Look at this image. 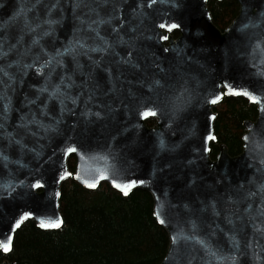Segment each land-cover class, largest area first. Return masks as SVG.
I'll list each match as a JSON object with an SVG mask.
<instances>
[{"label":"water","instance_id":"water-1","mask_svg":"<svg viewBox=\"0 0 264 264\" xmlns=\"http://www.w3.org/2000/svg\"><path fill=\"white\" fill-rule=\"evenodd\" d=\"M206 1L0 0L2 253L26 220L61 226L72 178L151 196L157 264H264V0L222 30ZM223 96L256 115L212 159Z\"/></svg>","mask_w":264,"mask_h":264},{"label":"trees","instance_id":"trees-1","mask_svg":"<svg viewBox=\"0 0 264 264\" xmlns=\"http://www.w3.org/2000/svg\"><path fill=\"white\" fill-rule=\"evenodd\" d=\"M212 23L222 30L236 15L235 0H207ZM215 142L209 144L213 159L217 144L229 155L241 149V123L253 120L254 104L241 97L223 96L213 107ZM72 160L68 168L73 170ZM62 224L42 230L30 220L15 231L8 253L0 261L14 264H157L168 239L152 216V199L144 190L121 195L107 183L85 189L72 178L64 180L58 201Z\"/></svg>","mask_w":264,"mask_h":264},{"label":"flooded vegetation","instance_id":"flooded-vegetation-1","mask_svg":"<svg viewBox=\"0 0 264 264\" xmlns=\"http://www.w3.org/2000/svg\"><path fill=\"white\" fill-rule=\"evenodd\" d=\"M169 35H170V37L172 38V39H175L177 36H178V32L176 31V30H172V31H170L169 32ZM164 44H166L167 42L166 41H164L163 42ZM222 99V98H221ZM221 101V100H220ZM219 101V102H220ZM217 104V103H216ZM216 104H214V105H216ZM214 105L212 106V110H213V107H214ZM214 112V111H213ZM215 113V112H214ZM215 116H216V113H215ZM214 122V121H213ZM154 123V119L152 118V117H149V118H147L146 120H145V124H146V126H151L152 124ZM215 142V141H214ZM218 145V144H217ZM72 160V162H73V165H74V158L71 156L70 158H68V160H67V164H68V162L69 161H71ZM73 167V166H72ZM69 169V168H68ZM69 171L72 173L73 172V170L71 171L70 169H69ZM3 260H6V259H3ZM2 261V260H1ZM8 261V260H7Z\"/></svg>","mask_w":264,"mask_h":264},{"label":"snow or ice","instance_id":"snow-or-ice-1","mask_svg":"<svg viewBox=\"0 0 264 264\" xmlns=\"http://www.w3.org/2000/svg\"><path fill=\"white\" fill-rule=\"evenodd\" d=\"M147 115V114H146ZM90 187H94V185H90ZM127 194V191L125 190V195ZM42 227H59V223L55 224H41ZM3 251L7 252L10 250V243L2 245Z\"/></svg>","mask_w":264,"mask_h":264}]
</instances>
